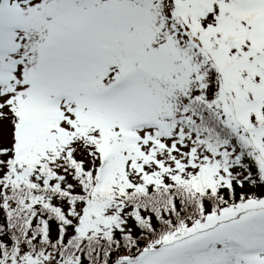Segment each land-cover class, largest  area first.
<instances>
[{
  "label": "snow or ice",
  "instance_id": "1",
  "mask_svg": "<svg viewBox=\"0 0 264 264\" xmlns=\"http://www.w3.org/2000/svg\"><path fill=\"white\" fill-rule=\"evenodd\" d=\"M0 264H264V0H0Z\"/></svg>",
  "mask_w": 264,
  "mask_h": 264
}]
</instances>
